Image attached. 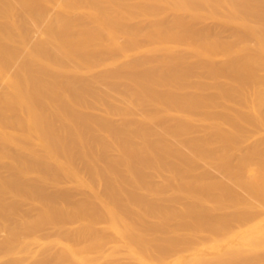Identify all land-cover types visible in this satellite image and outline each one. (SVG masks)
Wrapping results in <instances>:
<instances>
[{
	"label": "bare ground",
	"instance_id": "bare-ground-1",
	"mask_svg": "<svg viewBox=\"0 0 264 264\" xmlns=\"http://www.w3.org/2000/svg\"><path fill=\"white\" fill-rule=\"evenodd\" d=\"M168 12L172 17L158 21ZM228 27L223 40L219 33ZM191 59L207 68H188ZM205 68L198 77L214 83L202 77L194 84ZM261 72L264 0H0V235L9 241L0 243L7 246L0 261L28 256L37 264H66L68 255L57 251L62 245L74 264H92L86 255H102L111 240L95 233L112 229L133 262H120L118 254L106 256L113 258L108 264H163L169 249L154 231L178 221L182 239L220 226L226 237L233 223L247 232L225 241L219 232L213 241L205 235L208 255L202 244L198 253L190 248L194 239L183 240L182 248L195 253L186 257L171 247L174 264H264V221L258 226L261 215L252 206L264 208ZM251 129L262 133L253 144ZM244 141L249 149L238 156ZM204 164L221 170L230 186L203 171L195 177ZM163 172L165 187L157 188L154 179ZM237 186L252 208L232 192ZM81 193L86 197L78 202ZM23 199L30 202L26 211ZM143 207L151 219L135 220ZM49 226L63 229L53 231L69 242L49 238L51 232L44 237L40 229ZM255 236L263 242L254 244ZM50 244H60L57 253L40 255ZM229 244L236 250L228 254ZM32 248L38 254H27Z\"/></svg>",
	"mask_w": 264,
	"mask_h": 264
},
{
	"label": "rangeland",
	"instance_id": "rangeland-1",
	"mask_svg": "<svg viewBox=\"0 0 264 264\" xmlns=\"http://www.w3.org/2000/svg\"><path fill=\"white\" fill-rule=\"evenodd\" d=\"M172 15H173V14H172L171 12H168V13H166V14H164V15L158 17V21H163V20L169 19L170 17H172ZM210 21H211V20H210ZM210 21L206 20V22L204 21V24L208 25L207 22H209V25L212 24V22H210ZM146 22H147L146 24H145V22H143L144 25L142 24V26H145V25H147V24L149 23L148 21H146ZM130 25H132V23H130ZM213 25L215 26V23H214V22H213ZM213 25H212V26H213ZM132 26H134V25H132ZM212 26L210 25V28H211ZM214 26H213V28H215ZM224 29H225V30H224ZM221 30H224V31H221ZM221 30H220L221 33H219V37H221L223 40H228V38H229V36H230V33H231V32H230V28H229V27H228V28H223V29H221ZM220 31H219V32H220ZM173 43H174V42L172 41V44H173ZM256 43H257L256 40H251V45L255 46ZM174 44H175V43H174ZM178 48H179V49H178ZM178 48H177V53H178V54H181V55H182V53H183L184 56L182 55V57H185V56H186L185 51H184L185 49H184L183 47H181V49H180V47H178ZM182 48H183L184 50H183ZM180 50H181V51H180ZM180 52H182V53H180ZM219 59L221 60V57L217 58L216 60L218 61ZM191 60H192V59H191ZM191 60L187 61L188 64H189V65L187 64L188 68L196 67V66H195L196 64L200 65V66H201V67L199 66L200 68H202L203 66L206 67V66L208 65V62H206V61L204 62L203 60H202V61H200V60H198V59H193L192 61H191ZM220 60H219V61H220ZM196 62H197V63H196ZM198 62H199V63H198ZM192 63H194V64L192 65ZM206 63H207V64H206ZM198 65H197V66H198ZM205 65H206V66H205ZM204 67H203V68H204ZM206 68H207V67H206ZM206 68L203 69V70H202V69H199L200 71L197 70V71H199V73L196 71L195 74L198 73L199 75H198V74H196V75L194 74L195 76H193L192 79H194V77H195V79L198 78V79H199L198 81L200 82V81H202L200 78L203 77L202 79H205V80L202 81L203 83H206V82H207V84H209V83H210V84L214 83L212 77H210V76H208V75H203L202 77H198V76H201L200 74L205 73L204 70H206ZM203 71H204V72H203ZM261 73L264 74V72H261ZM204 76H205V77H204ZM192 79H191V81H192L194 84H196V83H197V79H196V80H195V79L192 80ZM209 81H210V82H209ZM202 82H200V83H202ZM197 84H198V83H197ZM0 92H1V90H0ZM231 100H232V99H228V102L231 101ZM250 132H251V134L253 133V135L251 136L250 134H248V135L251 136V137L248 136L247 138H249L248 142L251 140V141H250L251 144H253V143L256 142V139H255V138H258V137L261 138V137H262V136H260V135L262 134L261 132H260L261 134H260V133H259V134H258V133L256 134V132H254L252 129L249 131V133H250ZM194 135H195L194 137L197 138V134H194ZM254 135H256L257 137H256V136L254 137ZM192 136H193V135H192ZM194 137H193V138H194ZM252 137H253V139H252ZM247 138H246V139H247ZM250 138H251V139H250ZM259 138H258V139H259ZM246 139H245V141H246ZM254 139H255V142H253ZM258 139H257V143H258V144L260 143V142H259L260 140H264V139L261 138V139L258 141ZM245 141H244V143H243V144H244V147L239 151V153H236V154H238V156H239L240 154H244V153H246V152H247V149H249V148H247V147H249V146H247V147L245 146ZM250 142H249V143H250ZM246 143H247V142H246ZM247 144H248V143H247ZM247 144H246V145H247ZM251 144H250V146H251ZM260 144H261V143H260ZM243 149H244V150H243ZM263 149H264V147H263ZM190 151H191V150H188V151L186 152V154H187L188 156H189V155L191 156V155L193 154V152H195V153L197 152V151H195V150H194V151L192 150V154H190V153H191ZM187 155H186V156H187ZM193 155H194V154H193ZM235 156H236V155H235ZM213 160L215 161V159H213ZM232 165H235V163H232ZM199 171H200V172H199ZM202 171L205 172V173H207V174L209 173V176L212 177V178H214V179H215V177H216V178H218L217 180H219V181L222 180L221 182H222L223 184L229 185V183H228V184L226 183V182H227V179L225 178L224 174H222V171H221V170L216 169L215 167L209 166V165H207V164H206V165L204 164V165H202V167H201L199 170H197V171H195V172H193V173H196V174H197V175L194 174L195 177H196V176H200L199 174H200V173H203ZM206 171H207V172H206ZM220 171H221V172H220ZM1 172H2V176H5V175H3V174H6V173H4V171H1ZM203 174H204V173H203ZM203 174H201V175H203ZM162 175H163V176H162ZM190 175L193 177V174H192V173H191ZM166 176H167V173L163 172V173H160V175H159L157 178L155 177V178H156V179H154V180H155V184H156L155 186H156L157 188H163V187H165V186H164V179H165ZM162 177H163L164 179H163ZM162 179H163V180H162ZM223 179H224V180H223ZM225 179H226V180H225ZM224 182H225V183H224ZM229 186H230V185H229ZM232 186H234V185H232ZM166 187H167V186H166ZM168 187H169V186H168ZM171 188L173 189L174 186L172 185L171 187H169V189L167 188V189L169 190V194L167 195V196H168L167 198H170V199L173 198L172 195H173V196L175 195V193H174L173 191H170ZM232 188H233V187H232ZM232 188H231V189H232ZM235 189H237V190H235ZM240 191H241V192H240ZM84 192L86 193V196L89 197V195H88L89 192H88V191H87V192L84 191ZM84 192H83V193H84ZM232 192L235 193L237 199H239V200H241V201H247V202L249 201V202H248L249 204H248L247 202H246V203L249 205L248 207H251L250 204H252V203H251L250 201H252V199H251V200L249 199L248 195H246L247 193L245 192V190L243 191V189H241L240 187L237 186V187H234V188H233ZM236 192H237V194H236ZM239 193H240V194H239ZM242 195H244V196H246V197H243ZM81 196L84 197L85 195L81 193V195H79L80 198L77 197V198H79V199H76V200H78V202L82 199ZM86 196H85V197H86ZM240 197H241V198H240ZM242 197H243V198H242ZM23 200H24V201H23ZM23 200H22V201H23V202H22V207L20 206V208L22 209V211H24V210L26 211L27 206H28V208H31V207H29V203H30V202H28V205H27V200H26V199H23ZM28 201H29V200H28ZM252 202H253V201H252ZM253 204H254V202H253ZM253 204H252V206L255 207V208H253L254 213H255V211L257 210V211H256L257 214H258V215H259V214L261 215V216L259 215V216H260V217H259L260 220L258 219V222H257V224L259 223L258 226H260V223H261L262 221H264V210H262V209H264V208H261V206L259 207V205H258V207H257V206H254ZM255 204L257 205V204H259V203H258V202H257V203L255 202ZM20 205H21V204H20ZM26 205H27V206H26ZM30 205H31V204H30ZM23 206H24V207H23ZM238 207H241L240 210L242 209V205H239ZM238 207H237V209H238V211H240ZM246 207H247V206H246ZM246 207L244 206V209H247V208H248V207H247V208H246ZM263 207H264V206H263ZM251 208H252V207H251ZM237 209H236V210H237ZM27 210H28V209H27ZM29 210H30V209H29ZM241 211H242V210H241ZM243 211H244V210H243ZM259 211H260V212H259ZM29 212L31 213V215H35V214H36V213H34V212H32V211H29ZM149 213H150L149 209H148L147 207H143V209L141 208V210H140L139 212H135V214H136V215L139 214V216H138V217H137V216H136V217L134 216V217H135L134 219L136 220V218L138 219V218L140 217V218H142L141 220L146 219V218H147V219L149 218V220H150L151 217H150V214H149ZM22 214H24V215H28L29 213H27V212H24V213H23V212H22ZM255 214H256V213H255ZM258 215H257V217H258ZM140 218H139V219H140ZM101 219H102V218H101ZM101 219L99 218V219H97V221H99V223H100ZM139 219H138V220H139ZM94 220H95V219H94ZM94 220H93V222H95ZM102 221H105V220L102 219ZM255 221H256V220H254V222H253V223H254V226H255V224H256ZM173 222H174V221H171L170 223H168L167 226H166V228H165V226H163L162 224H160L159 226L157 225V227H156V229H155V231H154V233L156 234L155 236H156L157 238L159 237V239L161 240V241L159 240V244H160V246L163 245V248L169 249V250H168V251H169V254L165 256V257L167 258V260H165V258H164V259H162V258L159 259V260H161V261H159V262H162L163 264H164V263H166V264H167V263H168V264L170 263V264H171V262H168V261H170L169 258L171 259L172 264H174V259L171 258V255H173L174 252L172 251L171 247L173 248V246H174L173 249H174L175 252H176V251H177V252H178V251L183 252L184 248H182V246L184 245V243H183L184 241H185L187 244L189 243L188 245H190V244H192V243L194 242L192 245H190L191 247H190V246H189V247H190L191 249H192V248H193V249L195 248V252L198 253V251H202V249H205V251H207L205 254H207L209 251L206 250L207 248H205V247L208 246V245L210 244V241H209L210 239H212V241H213L212 236H213L214 233L219 232L218 234L222 235L223 240L225 241V240H228V239L230 238L229 236H232L235 232H236V234H234V235H235L236 237H237V234H238V236H239V234H241V232H242V234H244V233L247 232V228H246V227H245V228H246L245 231H243L244 227H242V228H241V229H242L241 232H237V231L240 230V227H239V230H238V228H237V226H238L239 224L237 225V223H236V227H235V225H234L235 223H233V224L231 225V227L233 226L232 230L234 229L235 232L233 231V232H232L233 234H229L228 236L225 237L224 235H227V234L225 233L226 227H225V226H220V228H219L218 231H215V232L210 233V234H205L206 236H208L206 239L209 238V240H207V241H209V244L205 246V245H203V244H204V241H206V239L204 238V237H206L205 235H204V237H200L199 234H197V233L195 234V233L193 232L195 235L193 234L194 236H192V232L189 233L190 231H188V232H186V235H185V236H186V240L184 239L185 236H183L184 238L182 239V235H183V233L185 234V232L179 230V229H180V225H178V224H179L178 221H177V222H174V223H173ZM99 223H98V224L96 223V225H99ZM101 223H103V222H101ZM104 223H105V222H104ZM171 223H172V224H171ZM262 223H264V222H262ZM158 224H159V223H158ZM174 224H175V225H174ZM257 224H256V226H257ZM101 225H102V224H101ZM101 225H100V226H101ZM103 225H104V227H106L105 224H103ZM261 225H262V224H261ZM239 226H240V225H239ZM256 226H255V227H256ZM45 227H47V226H45ZM45 227H43V228L40 229V231H42V232H40V233H41L44 237H47V236L49 237V235L51 234L49 238L53 239L54 236H55V237H56V238H54L55 240L58 239V238L61 239L62 242H60V244H66V242H69L68 239H67V237H65V234L62 233L64 236L60 237V236H61L60 233H61L62 231L64 232L63 229H60V228L57 229L56 227H54L55 229H57L58 231H60V233L57 232V235H56V232L53 231V230H55V229H53V230L51 231L50 228H52V227L49 226V227H48L49 229H47V230H49V231H47ZM101 227H103V226H101ZM101 227H97V228L100 230ZM252 227H253V225H252ZM252 227H250V228H252ZM235 228H237V229H235ZM44 229L46 230L47 235H45L46 232H45ZM101 229H103V228H101ZM248 229H249V228H248ZM253 229H254V228H253ZM57 230H56V231H57ZM178 230L180 231V233H176ZM65 231H66V230H65ZM96 231L98 232L97 229H96ZM100 231H101V230H100ZM100 231H99L98 233H95L96 237H98V236H99V237H101V236H107V237L111 238L113 244H112V242H111V244H112V245H111V244L109 243V241H111V240H109V241H106L107 243H109V244H107V247H106V242H105L104 245L102 246V247H104V246H105V247L103 248L104 250H101L100 252L103 253V254H105V255L102 254V255L105 256V257H101L102 255H101L100 253H99V255H98L99 257L96 255V253H93V254L90 253L91 256L88 254L90 257H89L88 255H86L87 258L92 262V264H94V262H96V261H98V262H96L95 264H108V263H111L112 260H113V258L111 257L112 259L110 260L109 257L107 258L106 256H114V258L117 256L115 259H118V254H119V258H120V255H121V257H123L122 260L118 259L120 262H121V261H122V262H127L128 259H130V260H129L130 262L132 261L131 258H130L131 255H128V253H127L128 250H127L126 248H128V246H127L125 243L123 244L122 239H120L121 237L119 238V237L117 236V234H116L115 231L113 232L112 229H105V230L103 229L101 232H100ZM179 231H178V232H179ZM43 232H44L45 234H43ZM50 232H51V233H50ZM53 232H54L55 234H54ZM40 233H39V234H40ZM49 233H50V234H49ZM64 233H65V232H64ZM174 233H175V234H174ZM188 233H189V234H188ZM224 233H225V234H224ZM39 234H38V235H39ZM177 234H179V237H178ZM187 234H188V236H187ZM190 234H191V235H190ZM223 234H224V235H223ZM42 235H41V236H42ZM175 235H176V237H175ZM189 235H190V237H189ZM197 235H198V236H197ZM0 236H1L0 239H2V240H0L1 245H2V244L5 245L6 243L9 245V243H8L9 241H7L8 239H7L6 234L3 233V234H1ZM39 236H40V235H39ZM41 236H40V238H41ZM119 236H120V235H119ZM160 236H161V237H160ZM235 236H234V238H236ZM258 236H259V235H258ZM258 236H255L256 238L253 237V238H254L253 242H254V241H255V242H261V240L263 239V237H262V236H261L262 238L259 237V238H261V240H259V239H258ZM4 237H5V238H4ZM48 237H47V238H48ZM107 237H105V239H106ZM222 237H221V238H222ZM224 237H225V238H224ZM3 238H4V239H3ZM102 238H104V237H101V239H102ZM177 238H179V240H177ZM189 238L192 239V240H190ZM195 238H200V240L198 239V240L200 241V243H199L200 245H197V244H198V240L196 241ZM227 238H228V239H227ZM51 239L49 240L50 242H51ZM54 239H53V240H54ZM99 239H100V238H99ZM107 239H108V238H107ZM107 239H106V240H107ZM175 239H176L177 241H176ZM188 239H189V240H188ZM193 239H194V241H193ZM202 239H204V240H202ZM231 239H232V238H231ZM231 239H229V240H231ZM255 239H256V240H255ZM3 240H5V242H4ZM44 240H45V238H44ZM53 240H52V241H53ZM183 240H184V241H183ZM121 241H122V243H121ZM178 241H179V243H178ZM188 241H189V242H188ZM192 241H193V242H192ZM207 241H206V242H207ZM190 242H191V243H190ZM196 242H197V243H196ZM255 242H254V244H255ZM262 242H263V241H262ZM262 242H261V243H262ZM4 243H5V244H4ZM176 243H178V245H179L178 247H179V248H176V246H175ZM182 243H183V244H182ZM186 243H185V245H187ZM207 243H208V242H207ZM207 243H206V244H207ZM211 243H212V242H211ZM7 244H6V245H7ZM60 244H59V245H60ZM159 244L157 245L158 247H159ZM201 244H202L203 246H202ZM1 245H0V246H1ZM56 245H57V244H56ZM59 245L55 246V245H53V244H50V245H48V246H49V247L52 246L51 248H48V246H47V247H45V250H44V248H42V250L39 249V250H37V251L41 253V254L39 253L40 255H42V254H45V255H46V253H47L48 255H50V254L53 255L54 253H57V251H59L60 253H61V252H64V253H65L66 255H68V256H70L71 254H73V253L69 252L68 250H66L65 248H64L65 250H63V249H62V248H63L62 245H60V248H58V250H57V247H59ZM114 245H116V247H114ZM53 246H55L56 248L53 247ZM192 246H193V247H192ZM194 246H195V247H194ZM198 246H199V247H198ZM200 246H202L203 248L200 249V248H201ZM209 246H210V245H209ZM228 246H229V248H228V247L226 248V252H227L228 254H229V252L232 253V251L234 252V250H236V246L233 247V246L230 245V244H229ZM255 246H256V248H259V247L261 248L262 245H261L260 243H257V245H255ZM255 246H254V247H255ZM134 247H135V245H134ZM134 247H133V248H134ZM184 247H185V246H184ZM189 247L186 246L185 248H186V249H187V248L189 249ZM197 247H198L200 250H197V249H196ZM6 248H7V246H6V247L4 246V247H2V249L0 248V250L6 249ZM54 248H55V249H54ZM135 248H136V247H135ZM135 248H134V249H135ZM175 248H176V249H175ZM33 249H34V248L31 249V250H32V251H30L31 253L27 252V254H30V255L33 254V255H35L36 253L34 254V252H37V251H36V250H33ZM170 249H171V250H170ZM180 249H181V250H180ZM188 249H187V250H188ZM191 249H190V250H191ZM227 249H228V250H227ZM261 249H264V246H262ZM51 250H52V251H51ZM55 250H57V251H55ZM135 250L137 251L138 249H135ZM190 250H189V251H190ZM196 250H197V251H196ZM3 251H4V250H3ZM54 251H55V252H54ZM170 251H172L173 253L171 254ZM184 251H185V252H183V253H185L184 256H186V257H190V253H191V257H192V253H193L192 251H193V250L190 251V253H189L188 251H186V250H184ZM261 251H264V250H261ZM38 252H37V254H38ZM51 252H52V253H51ZM53 252H54V253H53ZM59 252H58V253H59ZM72 252H73V251H72ZM95 252H97V251H95ZM186 252H188V254H189L188 256H187V253H186ZM195 252H194V253H195ZM203 252H204V250H203ZM97 253H98V252H97ZM183 253H182L181 255H183ZM194 253H193V255H194ZM197 253H196V254H197ZM199 253H200V252H199ZM261 253H264V252H261ZM25 254H26V252H25L23 255H25ZM65 254H62V255H65ZM113 254H114V255H113ZM116 254H117V255H116ZM100 255H101V256H100ZM127 255H128V256H127ZM207 255H208V254H207ZM263 255H264V254H263ZM19 256H20V255H19ZM68 256H67L68 261H65V263H66V264H69V263H70V264H74V262H73V261H74V260H73V259H74L73 256H70V259L68 258ZM23 257H24V256H23ZM23 257H21V258H20V257H16V258H18V259H11V258H10V259L12 260V262H10V263L7 262V263H8V264H16V263H19V264H37V263H33V262L36 261V259H33L31 256H30L31 258H29L28 256H27L28 258L25 257V258H26L25 261H24L25 258L23 259ZM41 257H42V256H41ZM100 257H101V258H100ZM161 257H162V256H161ZM168 257H169V258H168ZM19 258H20L21 260H23L25 263L19 261V260H20ZM65 258H66V257H65ZM127 258H128V259H127ZM208 258H212V257L209 256ZM11 260H9V261H11ZM108 260H109V261H108ZM7 261H8V260H7ZM107 261H108V262H107ZM114 261H115V260H114ZM129 261H128V262H129ZM235 261H236V260H235ZM238 261H239V260H238ZM3 262H5V259H4V258L1 259L0 264L3 263ZM14 262H15V263H14ZM67 262H68V263H67ZM116 262H117V260H116ZM120 262H118V263H120ZM132 262H133V261H132ZM134 262H136V261L134 260ZM137 262H138L137 264H139V263L141 264V263H142L141 261H140V262L137 261ZM7 263H6V264H7ZM118 263H117V264H118ZM240 263H241V262H239V263H238V262H235V264H240ZM242 263H243V262H242ZM3 264H5V263H3ZM112 264H113V263H112ZM114 264H115V262H114ZM132 264H133V263H132ZM144 264H146L145 261H144Z\"/></svg>",
	"mask_w": 264,
	"mask_h": 264
}]
</instances>
